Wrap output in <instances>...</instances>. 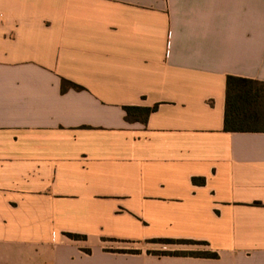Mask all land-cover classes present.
<instances>
[{
    "label": "crops",
    "instance_id": "0c3cea01",
    "mask_svg": "<svg viewBox=\"0 0 264 264\" xmlns=\"http://www.w3.org/2000/svg\"><path fill=\"white\" fill-rule=\"evenodd\" d=\"M227 77L264 83V0H0V264H264V132L224 131ZM155 239L218 258L115 246Z\"/></svg>",
    "mask_w": 264,
    "mask_h": 264
},
{
    "label": "trees",
    "instance_id": "16d2710c",
    "mask_svg": "<svg viewBox=\"0 0 264 264\" xmlns=\"http://www.w3.org/2000/svg\"><path fill=\"white\" fill-rule=\"evenodd\" d=\"M67 89L76 91L81 87L65 80L61 81V92ZM157 105L150 108L124 107L126 122L146 123L150 113L155 111ZM224 131L226 132H264V83L255 82L237 77H227L225 86ZM192 183L203 185V179H192ZM68 237L78 240L82 236L71 235ZM154 243L168 245H205L203 242L190 240L155 239ZM123 253L136 254L137 251H123ZM154 256H183L203 259H217L218 255L210 251H172V252H147Z\"/></svg>",
    "mask_w": 264,
    "mask_h": 264
},
{
    "label": "rangeland",
    "instance_id": "374dc122",
    "mask_svg": "<svg viewBox=\"0 0 264 264\" xmlns=\"http://www.w3.org/2000/svg\"><path fill=\"white\" fill-rule=\"evenodd\" d=\"M117 247L134 249V248H141V249H148L150 252H172V251H206V248L202 245H168L162 243H154L148 242L140 245H131V244H116Z\"/></svg>",
    "mask_w": 264,
    "mask_h": 264
}]
</instances>
